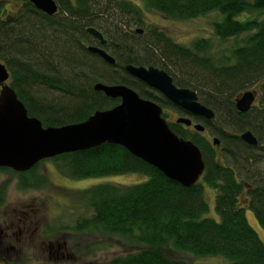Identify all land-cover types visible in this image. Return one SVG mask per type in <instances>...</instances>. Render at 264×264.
<instances>
[{
	"label": "trees",
	"instance_id": "16d2710c",
	"mask_svg": "<svg viewBox=\"0 0 264 264\" xmlns=\"http://www.w3.org/2000/svg\"><path fill=\"white\" fill-rule=\"evenodd\" d=\"M54 1L57 11L47 15L27 0L12 10L0 0V62L29 116L43 126L59 127L118 104L117 98L96 90V83L124 84L142 98L173 106L124 69L128 64L154 66L169 74L177 87L193 90L213 111V119L203 125L221 141L219 162L212 141L192 128L168 123L177 136L201 151L204 170L190 187L118 144L102 143L45 159L74 180L129 173L147 177L132 185L100 183L79 190L80 207L90 215L74 222L73 235L103 234L134 248L106 264H189L173 258L170 249L222 256L227 259L224 264H264V243L245 215L250 210L264 230V17L236 19L244 11L264 16V0ZM145 10L176 21L217 12L221 18L212 22L213 35L233 41L215 51L210 38L177 43L165 31L144 24ZM91 26L106 40L102 47L113 64L88 50L98 43L87 32ZM254 85L259 89L257 103L238 112L235 99ZM245 131L256 137L255 146L240 138ZM40 162L24 172L3 167L0 172L18 174L21 185L42 189L47 179L37 172ZM204 185L217 191L218 219L203 216L208 211ZM3 193L0 188V198Z\"/></svg>",
	"mask_w": 264,
	"mask_h": 264
},
{
	"label": "water",
	"instance_id": "95a60500",
	"mask_svg": "<svg viewBox=\"0 0 264 264\" xmlns=\"http://www.w3.org/2000/svg\"><path fill=\"white\" fill-rule=\"evenodd\" d=\"M29 1L47 15L57 11L54 0ZM87 32L101 45H91L88 50L113 64L115 60L102 47L106 43L102 34L92 26L87 28ZM124 69L186 112L207 120L214 117L213 111L200 103L193 90L177 87L164 70L132 64ZM8 79L9 72L0 62V167L24 172L38 162L57 155L111 143L124 147L185 187L192 186L202 176L205 165L200 149L191 140L180 138L170 129L162 117L160 105L142 98L131 87L96 83V90L110 98H117L118 104L97 110L84 121L54 127L43 126L38 118L27 114L24 104L8 84ZM254 95L255 92L250 90L239 94L234 101L236 110L246 112L253 104ZM176 121L191 125V120L186 117ZM193 128L199 132L204 129L199 123L194 124ZM240 138L249 145L257 144L256 137L250 131L243 132ZM213 143H219L216 137Z\"/></svg>",
	"mask_w": 264,
	"mask_h": 264
},
{
	"label": "rangeland",
	"instance_id": "374dc122",
	"mask_svg": "<svg viewBox=\"0 0 264 264\" xmlns=\"http://www.w3.org/2000/svg\"><path fill=\"white\" fill-rule=\"evenodd\" d=\"M20 1L4 0L3 7L12 10L20 4ZM262 17L264 16L257 15L256 12L248 13L244 11L237 15L236 19L246 21L253 18L261 19ZM220 18L221 15L213 11L194 19L176 21L167 19L155 11H144V24L147 27L149 25L156 26L165 31L175 42L185 45H189L195 38H210L213 51L228 46L233 41L232 38H229L223 42L213 35L212 22ZM144 27L137 26L136 28L144 29ZM248 90H255L257 95H259L257 85L250 87ZM257 101L258 96L254 103L256 104ZM195 123L203 125L200 120H196ZM201 134L203 136L208 135L206 132ZM213 135L210 134V137H207L208 141H211V136ZM216 156L219 162L222 161L221 150L216 151ZM37 172L45 175L47 179L45 187L35 189L42 194L23 205L21 209L13 208L8 213L13 226L16 227L13 235L17 243L20 246L30 243L35 249L37 260L43 259L47 264H106L113 256L134 250L121 238L97 233H77L73 235L72 228L77 219L90 215L89 210L85 207H80L79 190L100 183L137 184L145 181L147 179L146 176L138 173H129L74 180L62 176L56 171L52 162L47 160H42L38 164ZM10 175L20 177L10 171L0 172V188L4 191L2 198H0V203L5 202L10 197L7 187L8 181L3 179ZM216 194L217 191L215 189L204 185L203 195L208 203V211L203 215L204 217L218 219L214 208ZM245 215L250 226L255 229L260 240L264 243V230L256 221L253 213L250 210H246ZM42 228L49 234L48 236L42 235ZM56 228H66V230L55 232L54 229ZM49 242L61 243V253L59 255L54 253L53 248H49ZM97 248H101L103 251L100 254H96L95 249ZM169 253L173 258H183L189 264H224L227 262V259L222 256H197L186 251L179 252L173 249H170ZM3 254L18 256L19 249L9 245L3 250Z\"/></svg>",
	"mask_w": 264,
	"mask_h": 264
},
{
	"label": "clouds",
	"instance_id": "9594fccd",
	"mask_svg": "<svg viewBox=\"0 0 264 264\" xmlns=\"http://www.w3.org/2000/svg\"><path fill=\"white\" fill-rule=\"evenodd\" d=\"M8 181L7 187L10 192V197L3 203H0V264H47L43 259H36L35 249L30 243L20 246L13 233L16 227L10 219L8 213L11 209H21L23 205L29 203L33 198L39 197L42 193L29 186L21 185L19 177L8 176L3 178ZM42 235L49 234L42 228ZM9 245L19 249L18 256H7L3 254V250ZM103 251L101 248L95 249L96 254Z\"/></svg>",
	"mask_w": 264,
	"mask_h": 264
},
{
	"label": "flooded vegetation",
	"instance_id": "af4514ba",
	"mask_svg": "<svg viewBox=\"0 0 264 264\" xmlns=\"http://www.w3.org/2000/svg\"><path fill=\"white\" fill-rule=\"evenodd\" d=\"M9 1H12V0H9ZM28 2H30L29 0H27ZM20 3H21V1H20ZM98 41V40H97ZM96 46H101L100 44H99V42L96 44ZM250 91H254L255 92V95H254V101H253V104L252 105H254L255 103V100L257 99V91H255V90H250ZM163 96V95H162ZM164 97V96H163ZM165 98V97H164ZM166 99V98H165ZM167 100V99H166ZM152 101H154V100H152ZM156 102V101H155ZM170 102V101H169ZM158 105H160L161 106V108H162V117L166 120V122L167 123H176V124H179V125H183V126H186V127H188V128H192L193 130H194V128H193V125L194 124H196L195 123V121L196 120H200L202 123L204 122V120H207V119H205L204 117H201V116H195V115H193V114H191V113H188V112H186L184 109H182V108H180V107H178V106H176L175 104H173V103H171L173 106H171V105H162V104H159L158 102H156ZM170 116H171V118H170ZM180 117H186V118H189L190 120H191V125H185V124H181V123H177V119L178 118H180ZM195 118H198V119H195ZM213 119V118H212ZM211 119V120H212ZM207 121H209V120H207ZM169 125V124H168ZM203 127H204V129H203V131H201L200 133H203V132H206V134H208L207 136H204V138H206L207 140H209L207 137L209 136L210 137V134H213V133H211V131L209 130V129H207V128H205V126L204 125H202ZM196 131V130H195ZM199 132V131H198ZM212 137V139H211V141H212V146H213V148H214V151H215V154H216V151L217 150H221V141L218 139L219 137L218 136H215V135H213V136H211ZM217 138L218 139V141H219V143L218 144H214L213 143V138ZM48 246H49V248H53L54 249V253L56 254V255H59L60 253H61V243H59V242H56V243H51V242H49V244H48Z\"/></svg>",
	"mask_w": 264,
	"mask_h": 264
}]
</instances>
